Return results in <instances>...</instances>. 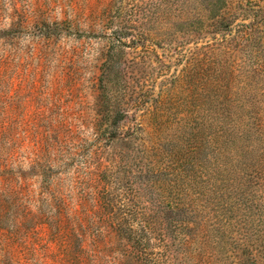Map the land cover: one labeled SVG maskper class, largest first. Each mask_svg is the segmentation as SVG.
Here are the masks:
<instances>
[{
	"label": "rangeland",
	"instance_id": "1",
	"mask_svg": "<svg viewBox=\"0 0 264 264\" xmlns=\"http://www.w3.org/2000/svg\"><path fill=\"white\" fill-rule=\"evenodd\" d=\"M77 244L264 264V0H0V264Z\"/></svg>",
	"mask_w": 264,
	"mask_h": 264
},
{
	"label": "trees",
	"instance_id": "2",
	"mask_svg": "<svg viewBox=\"0 0 264 264\" xmlns=\"http://www.w3.org/2000/svg\"><path fill=\"white\" fill-rule=\"evenodd\" d=\"M59 236L60 238H62L60 233H59ZM99 243H100V239L98 241H94V245L96 246L99 245ZM85 255H86V251L82 248L81 244L75 245L73 250H70V249L65 250V256H66L65 258L67 259L69 264H86L85 259H84ZM90 261L91 259L89 260V262ZM89 262L88 264H91Z\"/></svg>",
	"mask_w": 264,
	"mask_h": 264
}]
</instances>
